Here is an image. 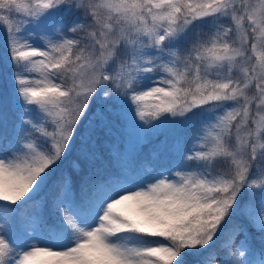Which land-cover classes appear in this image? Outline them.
<instances>
[{
	"label": "snow or ice",
	"instance_id": "snow-or-ice-1",
	"mask_svg": "<svg viewBox=\"0 0 264 264\" xmlns=\"http://www.w3.org/2000/svg\"><path fill=\"white\" fill-rule=\"evenodd\" d=\"M0 29V264H264V0H0Z\"/></svg>",
	"mask_w": 264,
	"mask_h": 264
},
{
	"label": "trees",
	"instance_id": "trees-1",
	"mask_svg": "<svg viewBox=\"0 0 264 264\" xmlns=\"http://www.w3.org/2000/svg\"><path fill=\"white\" fill-rule=\"evenodd\" d=\"M3 44H4V31L0 30V53H2L3 51ZM11 91H12V85L10 81H8L5 78L0 77V99H3L5 96H10ZM10 119H11V113H10ZM115 138H116L115 132H114L113 137L111 138L105 137L103 133H101V140L98 141V148L102 154H104L105 148L107 146V142H109L110 140H114ZM160 139H163V136L159 137V139L157 140H153L152 143L150 144H146L143 148V151L147 153L153 144L159 143ZM76 158H77L76 153L74 151L72 155L69 157V160L76 159ZM256 243L258 244L259 242L256 241ZM186 259L189 260L190 264H195V260L197 259V257L189 255L186 257Z\"/></svg>",
	"mask_w": 264,
	"mask_h": 264
},
{
	"label": "rangeland",
	"instance_id": "rangeland-1",
	"mask_svg": "<svg viewBox=\"0 0 264 264\" xmlns=\"http://www.w3.org/2000/svg\"><path fill=\"white\" fill-rule=\"evenodd\" d=\"M0 30H3V29H0Z\"/></svg>",
	"mask_w": 264,
	"mask_h": 264
}]
</instances>
